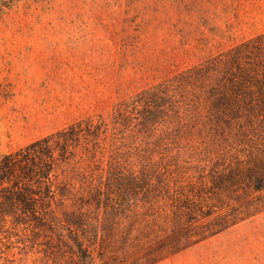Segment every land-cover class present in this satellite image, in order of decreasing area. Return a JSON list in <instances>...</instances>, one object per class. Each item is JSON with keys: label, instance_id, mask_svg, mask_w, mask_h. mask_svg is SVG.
Instances as JSON below:
<instances>
[{"label": "trees", "instance_id": "16d2710c", "mask_svg": "<svg viewBox=\"0 0 264 264\" xmlns=\"http://www.w3.org/2000/svg\"><path fill=\"white\" fill-rule=\"evenodd\" d=\"M257 122H264V33L138 91L109 114L75 119L1 155L0 218L48 237L63 264H155L264 209V194L250 197L264 190V171L188 174L182 159ZM241 183L244 193L230 198L244 200L231 211L208 204L220 195L215 188L238 192Z\"/></svg>", "mask_w": 264, "mask_h": 264}, {"label": "rangeland", "instance_id": "374dc122", "mask_svg": "<svg viewBox=\"0 0 264 264\" xmlns=\"http://www.w3.org/2000/svg\"><path fill=\"white\" fill-rule=\"evenodd\" d=\"M262 33L264 0H0V156ZM234 129L182 152L188 174L264 171V122ZM1 218L0 264H63ZM155 264H264V209Z\"/></svg>", "mask_w": 264, "mask_h": 264}]
</instances>
